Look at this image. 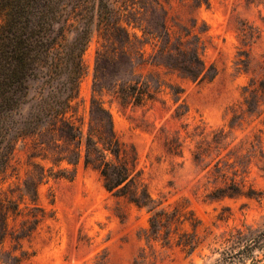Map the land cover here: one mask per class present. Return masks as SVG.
Instances as JSON below:
<instances>
[{
  "label": "trees",
  "instance_id": "1",
  "mask_svg": "<svg viewBox=\"0 0 264 264\" xmlns=\"http://www.w3.org/2000/svg\"><path fill=\"white\" fill-rule=\"evenodd\" d=\"M173 0H0V247L2 264H20L35 253L32 241L45 226L51 231L56 211L40 202L39 186L54 178H73L79 164L97 168L108 190L127 196L150 213L147 236H163L188 252L199 244L198 225L186 198L174 204L155 198L137 169V150L119 137L112 111L103 95L122 104L155 102L166 88L179 102L174 115L189 107L184 87L174 74L204 81L217 74L203 56L206 26L190 24L171 13ZM194 0L192 5L209 4ZM100 36L95 84L88 107L81 99L87 71L84 54L94 34ZM197 28L199 31H197ZM242 40L253 32H241ZM246 110L264 104V77L245 84ZM198 134L193 155L205 161L223 185L210 195L234 197L250 192L229 176L232 164L222 151L228 146L224 128ZM192 135V134H189ZM188 135V136H189ZM19 141L27 146L26 176L13 185L14 158ZM171 152L183 153L180 136L166 142ZM218 152L213 156V151ZM223 163V164H222ZM17 192V194L15 193ZM189 222L192 231L184 228ZM164 230V233L162 232ZM9 242V247L4 248ZM244 247H247L244 244ZM243 247V248H244ZM134 264H140L137 257Z\"/></svg>",
  "mask_w": 264,
  "mask_h": 264
},
{
  "label": "rangeland",
  "instance_id": "2",
  "mask_svg": "<svg viewBox=\"0 0 264 264\" xmlns=\"http://www.w3.org/2000/svg\"><path fill=\"white\" fill-rule=\"evenodd\" d=\"M193 3L173 0L171 13L187 24L196 17L199 28L207 27L204 31L197 28L204 32L203 56L218 71L213 79L204 81L172 76L184 87L186 114L174 115L179 102L169 88L155 102L144 105L122 104L111 93L103 97L119 137L128 148L135 145L137 169L152 195L166 204L182 198L189 201L200 219L199 244L188 252L178 243V234L170 242L162 235L156 239L147 236V208L108 190L100 171L81 162L73 178H52L40 184V202L55 209L56 219L50 222L51 231L45 226L35 236L36 253L20 264H134L137 257L140 264H264V104L246 110L243 95L252 76L264 77V0ZM241 32L254 36L243 41ZM100 41L94 28L84 54L87 71L81 80V99L87 107ZM204 127L211 132L208 139L215 137L214 129H225L229 144L222 154L232 162L227 167L229 176L243 182L250 195L209 194L224 182L208 171L214 169L215 160L203 169L212 156L197 161L193 155ZM177 136L183 140V153L167 147V140ZM217 152L214 149L213 156ZM27 159V146L19 141L16 169L9 179L13 185L19 181L17 171L22 178L26 176ZM184 228L193 230L189 222ZM8 247L6 242L4 248Z\"/></svg>",
  "mask_w": 264,
  "mask_h": 264
}]
</instances>
